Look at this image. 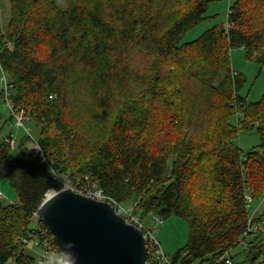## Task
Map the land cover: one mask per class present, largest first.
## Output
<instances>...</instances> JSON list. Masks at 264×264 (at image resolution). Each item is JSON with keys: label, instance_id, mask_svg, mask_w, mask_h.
<instances>
[{"label": "trees", "instance_id": "trees-1", "mask_svg": "<svg viewBox=\"0 0 264 264\" xmlns=\"http://www.w3.org/2000/svg\"><path fill=\"white\" fill-rule=\"evenodd\" d=\"M211 1L9 0L4 24L0 0L9 99L34 119L54 169L74 187L97 183L147 227L154 216L189 221L173 259L181 264H215L236 250L245 194L264 195V94L242 96L245 80L231 63V51L244 49L264 67V0H236L232 28L182 44ZM0 102V177L20 198L0 200V264H38L20 237L60 184L24 134L14 149L7 143L15 138L7 126L16 128L1 81ZM254 131L260 144L244 152L240 134ZM243 251L246 262L264 263V233Z\"/></svg>", "mask_w": 264, "mask_h": 264}, {"label": "water", "instance_id": "water-1", "mask_svg": "<svg viewBox=\"0 0 264 264\" xmlns=\"http://www.w3.org/2000/svg\"><path fill=\"white\" fill-rule=\"evenodd\" d=\"M40 215L65 264H149L144 232L109 203L67 189L50 195Z\"/></svg>", "mask_w": 264, "mask_h": 264}, {"label": "built area", "instance_id": "built-area-1", "mask_svg": "<svg viewBox=\"0 0 264 264\" xmlns=\"http://www.w3.org/2000/svg\"><path fill=\"white\" fill-rule=\"evenodd\" d=\"M228 15L230 19L231 11H229ZM227 28H232V23L230 20L228 21ZM256 57L257 56H255L254 58ZM0 72L2 74L1 82L3 85V91L5 93V109L14 118L15 128L20 129L25 133L32 146V150L34 151V156L40 159L41 163H44L49 167V170L54 174L55 179L60 184L57 190L53 189L47 194L46 199L50 195L56 194L60 191L71 189L87 198L109 203L114 207L117 214L122 216L129 224L137 227L144 232L147 247V262L149 264H181L180 262L174 261L163 250L161 244L156 239V234L152 230L148 229V227L145 223L142 222L140 217L135 214L134 210H128L127 207H125L123 204L117 202L111 196L106 195L104 190H102L97 183H90L89 185H85L83 187H74L65 179L64 176L61 175V173L57 172L54 169V161L47 157L45 150L39 141L38 135L34 134V127L32 126V122L34 121V119H30L24 109L16 108L14 103L9 99V85L1 61ZM6 141L13 149L16 147V141L14 139H7ZM0 200H5L6 202L8 201V203H13L12 201L7 199V197L1 190ZM245 203L249 210L247 229L244 232L242 238L239 240L240 246L244 248L248 247V238H250V236L256 235L259 232L264 233V219L258 220L260 211L264 206V195L259 202H256L254 200L252 192H247L245 194ZM41 205L32 212V222L30 224V229H28L25 234L20 237L21 243L25 249L34 250L36 252L39 258L38 264H65L63 254L59 249L55 236L46 226L45 228L41 227ZM33 220H36L38 222V226L32 225ZM154 221L157 222V224H163V221L157 216H154ZM215 264H235L233 251L223 254L220 259L215 262Z\"/></svg>", "mask_w": 264, "mask_h": 264}, {"label": "rangeland", "instance_id": "rangeland-1", "mask_svg": "<svg viewBox=\"0 0 264 264\" xmlns=\"http://www.w3.org/2000/svg\"><path fill=\"white\" fill-rule=\"evenodd\" d=\"M235 1L236 0H212L209 4L207 18L204 19L200 24H198L195 28L190 30L184 36L182 40V44L198 39L207 30L212 29L214 27H218L219 29L227 28L229 21V15H228L229 9L234 4ZM4 4H5V9H3L4 12H3L2 20L3 23L5 24L6 21L8 20L7 15H10L11 6L9 0H5ZM255 56H257V54H254V57ZM231 63L234 71L242 74L245 80L244 81L245 86L242 91V96L248 97V100L251 102L260 100L264 94V67L259 65V63L256 60L248 59L246 56V51L244 49H235L231 51ZM1 78H2V74L0 72V81ZM11 130L15 131L14 136L16 140H20L23 137V134L25 135V133L22 130L17 128L13 129L10 126H7L5 131L9 132ZM34 134H36L35 130H34ZM238 142L242 150L244 152H248L260 144V137L256 131L249 133L243 132L240 134V138ZM28 146L29 149L33 151L29 139H28ZM5 172L10 173V169H6ZM68 178H69L68 176H65V179L69 183H71V181H69ZM0 190L4 193L7 199L12 201L13 203H17L20 201L18 191L13 186L12 179L9 176L0 177ZM32 225L38 226V222L36 220H33ZM148 227H150L154 231V233L156 234V239L161 244L163 250L172 259H174L176 252L181 247L185 246V243L189 236V221L185 219H178L174 217L164 222L163 225H158L155 222H150L148 224ZM240 253L246 254L243 251L242 246H239L236 250H233V257L236 260V263L238 264L240 263L239 262ZM257 264H264V263H257Z\"/></svg>", "mask_w": 264, "mask_h": 264}, {"label": "crops", "instance_id": "crops-1", "mask_svg": "<svg viewBox=\"0 0 264 264\" xmlns=\"http://www.w3.org/2000/svg\"><path fill=\"white\" fill-rule=\"evenodd\" d=\"M1 112H5V111L2 110ZM14 135H15V134H14ZM14 140H16V138H14ZM261 212H264V209H263V211L261 210L260 213H261ZM239 256H240V259H239V262H240V263H239V264H241L242 262L245 263V262H246L245 259H246L247 255L244 254V253H240ZM234 261H235V264H238V263H236V260H235V259H234ZM245 264H252V263H251V262H246Z\"/></svg>", "mask_w": 264, "mask_h": 264}]
</instances>
